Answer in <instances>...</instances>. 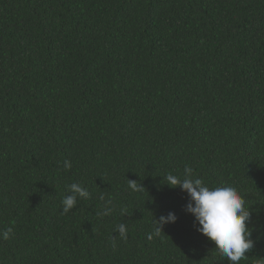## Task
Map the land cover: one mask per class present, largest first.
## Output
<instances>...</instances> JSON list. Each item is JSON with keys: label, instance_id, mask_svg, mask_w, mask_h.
Returning a JSON list of instances; mask_svg holds the SVG:
<instances>
[{"label": "trees", "instance_id": "16d2710c", "mask_svg": "<svg viewBox=\"0 0 264 264\" xmlns=\"http://www.w3.org/2000/svg\"><path fill=\"white\" fill-rule=\"evenodd\" d=\"M186 166L244 196L264 264V0H0V264H229L162 183Z\"/></svg>", "mask_w": 264, "mask_h": 264}, {"label": "clouds", "instance_id": "9594fccd", "mask_svg": "<svg viewBox=\"0 0 264 264\" xmlns=\"http://www.w3.org/2000/svg\"><path fill=\"white\" fill-rule=\"evenodd\" d=\"M64 168L70 169L71 162L65 160ZM162 177L163 184L171 188L179 187L187 194L188 202L184 206V211L194 217L196 231L214 242L215 249L229 264H240V261L246 258L245 254L254 247L255 226L252 223L254 212L250 205L246 204L244 196L238 189L228 184L210 188L202 179L194 177V170L190 166L184 168L183 178L171 173ZM127 187L133 192L145 190L137 180L128 179ZM67 193L61 200L63 213L74 209L78 199H87L90 196L87 188L80 183L68 185ZM100 199L104 203L103 210L98 215H111L114 208L112 200L110 198L105 200L104 196ZM177 220L178 217L173 211L161 215L158 220L154 219L153 230L147 234V239L152 240L159 236L165 225L176 223ZM114 232L118 233L120 239H127L125 223L118 224ZM13 235V228L9 227L0 233V239L6 241ZM112 240V247L115 248L116 236H113Z\"/></svg>", "mask_w": 264, "mask_h": 264}]
</instances>
